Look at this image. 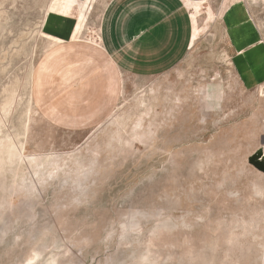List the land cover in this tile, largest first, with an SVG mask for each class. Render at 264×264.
I'll return each mask as SVG.
<instances>
[{
	"label": "rangeland",
	"instance_id": "rangeland-1",
	"mask_svg": "<svg viewBox=\"0 0 264 264\" xmlns=\"http://www.w3.org/2000/svg\"><path fill=\"white\" fill-rule=\"evenodd\" d=\"M106 3L0 0V264H264V0L190 3L188 51L116 94ZM65 42L86 80L37 99Z\"/></svg>",
	"mask_w": 264,
	"mask_h": 264
},
{
	"label": "crops",
	"instance_id": "crops-1",
	"mask_svg": "<svg viewBox=\"0 0 264 264\" xmlns=\"http://www.w3.org/2000/svg\"><path fill=\"white\" fill-rule=\"evenodd\" d=\"M198 1L204 0H107L100 32L103 53L116 73L110 74V92L116 94L119 88L115 79L118 73H158L181 59L190 48L194 35L189 5ZM64 41L68 42L69 39ZM66 42L56 47L58 49L51 50L50 60L47 56V64L57 65L55 69L45 68L47 73L44 74L42 86L35 87L37 99L41 97L45 79L50 75H60L67 91L84 84L86 76L82 74V58L75 59L80 57L81 52L77 51V43ZM86 57L83 60L92 59L94 55L87 53ZM72 97L71 93L69 98ZM61 104H49L52 117L59 121H71L72 114L64 113Z\"/></svg>",
	"mask_w": 264,
	"mask_h": 264
},
{
	"label": "bare ground",
	"instance_id": "bare-ground-1",
	"mask_svg": "<svg viewBox=\"0 0 264 264\" xmlns=\"http://www.w3.org/2000/svg\"><path fill=\"white\" fill-rule=\"evenodd\" d=\"M264 150V149H263ZM264 162V161H263Z\"/></svg>",
	"mask_w": 264,
	"mask_h": 264
}]
</instances>
